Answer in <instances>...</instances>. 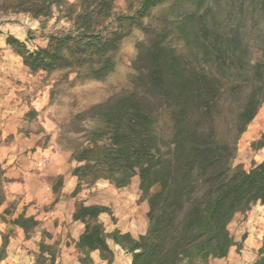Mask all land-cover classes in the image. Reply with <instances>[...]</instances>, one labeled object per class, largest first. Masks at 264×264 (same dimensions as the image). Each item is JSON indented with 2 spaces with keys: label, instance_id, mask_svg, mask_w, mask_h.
<instances>
[{
  "label": "trees",
  "instance_id": "1",
  "mask_svg": "<svg viewBox=\"0 0 264 264\" xmlns=\"http://www.w3.org/2000/svg\"><path fill=\"white\" fill-rule=\"evenodd\" d=\"M120 1L0 0V12L29 16L47 41L32 47L30 38L6 39L32 75L62 72L64 79L103 82L133 29L146 36L136 45L132 89L92 108L98 124L73 150L72 195L100 181L122 190L137 178L140 201L148 203L147 231L138 238L108 233L100 218L106 214L115 224L112 210L77 201L72 218L84 226L74 245L78 261L113 264L111 243L131 255L130 264H213L241 247L230 231L236 215L264 206V160L248 171L234 164L239 139L264 105V0H124L125 9ZM185 1L190 7L182 9ZM170 2L173 12L158 29L154 13ZM54 19L68 28L45 34ZM226 106L234 114L232 142L219 137ZM252 147L264 149V135ZM7 182L0 163V206ZM8 215L9 208L0 219L27 240L40 227L25 213ZM13 229L2 236L0 264ZM45 238L52 237L43 232L35 264H63ZM253 264H264L263 250Z\"/></svg>",
  "mask_w": 264,
  "mask_h": 264
},
{
  "label": "crops",
  "instance_id": "2",
  "mask_svg": "<svg viewBox=\"0 0 264 264\" xmlns=\"http://www.w3.org/2000/svg\"><path fill=\"white\" fill-rule=\"evenodd\" d=\"M8 35H13L22 42H27L29 38L25 31L10 30L4 34L0 33V56L2 53L6 54V57L0 58V163L4 178L8 180L4 184L5 202L0 206V216L9 208L11 215L6 216L7 220L16 218L21 213H25L27 217H35L40 222L42 232L46 231L52 237L48 244L60 242L59 247L62 250L59 262L80 264L75 256V261L69 260L72 259L69 254L77 252L74 245L84 230L81 223L73 221L75 203L82 201L88 206H107L119 219L122 210H119L117 201H100V197L106 196L108 191H124L127 196L134 187L135 193L119 203L126 207L124 214L130 216L128 223L120 218L118 223L109 228L106 224L109 216L104 214L100 219L105 223L108 233L118 229L122 233H130L134 238L145 234L148 227V203L143 202L142 205L140 228L134 213H129L133 205L140 200L137 178L128 188L122 190H117L106 181H100L93 187H84L73 197L77 178L72 175V170L78 165L73 160V150L80 140L72 141L71 147L58 140L55 125L56 118L61 116V113L52 103L51 87L36 84V75L30 74L22 59L6 44ZM53 130L56 132H52ZM59 179H62L61 186L58 185ZM12 205L14 210H11ZM231 227L235 229L234 232L231 231L235 242L241 247H233L227 258L214 260L213 264H246V260L247 264H253L259 251H264V206L255 205L247 216L236 215L230 229ZM6 229L13 228L0 219V247ZM13 230L15 236L10 237L5 260L13 259L16 252V258H20L26 248L38 253L39 249L34 241L38 242L40 237L27 240L22 229ZM68 242L73 243L69 249ZM110 245L115 253L113 264L122 262L123 257L127 258L128 264L131 263L130 254L119 246L111 243ZM92 258L96 263L101 262L98 252H94Z\"/></svg>",
  "mask_w": 264,
  "mask_h": 264
},
{
  "label": "rangeland",
  "instance_id": "3",
  "mask_svg": "<svg viewBox=\"0 0 264 264\" xmlns=\"http://www.w3.org/2000/svg\"><path fill=\"white\" fill-rule=\"evenodd\" d=\"M119 5L121 9H125L124 0H121ZM173 7V2H170L156 10L154 13L153 25L158 29H162L165 25L163 17L169 16L173 12ZM186 7L189 8L190 3L186 1L182 2L181 8L184 9ZM61 28H68V25L64 22L56 23L54 19L48 23L47 29L44 33H53ZM0 30L1 34L9 32L10 30L25 31L31 39L32 47L44 46V43L47 42L45 38L41 37L42 31L38 22L25 14L0 12ZM145 39L146 36L142 31L137 28L133 29L132 34L124 41L121 51L118 54V65L116 70L103 82L74 79L73 76H70L68 79H64V73L62 72H55L50 75L40 73L35 76L37 85L41 87H51L52 103L56 106V108H58V110H60L61 113V116L56 118L57 123L55 125V130H57L58 140L63 145L71 147L72 141L81 140L85 136L86 131H89L97 126L98 120L94 118L95 114L92 109L94 106L104 104L111 98L117 97L132 89L130 78L136 74V71L133 69V63L138 56V49L136 45L143 42ZM171 44L180 52L184 54L187 53V48L181 40L172 39ZM1 56L6 57V54L2 53ZM218 125L220 139L222 141L232 142L234 135V114L229 109V106H226V110H224L223 114L219 117ZM52 132L56 131L53 130ZM262 135H264V105L262 106L255 121L248 127L247 132L241 136L237 143V156L234 161L235 165L240 164L248 171L254 165L259 164L264 160V149L255 150L252 147V144L258 141ZM134 190V187L130 189L127 196L124 194V191H118L119 193L116 191H108L106 196L100 197V201H117L116 203H118L119 210H122L121 215H119V219L122 218L123 222L128 223L130 221V216L124 214L126 207L125 205L123 206L119 203H122L124 198L132 196L135 193ZM125 193L127 192L125 191ZM142 205L143 201L139 200L133 205L129 212L134 213L137 220H139V223H137L139 228L141 227L140 219H142L141 217L143 216ZM121 206H123V208ZM12 209L14 210V205H12L11 210ZM132 210L135 211L133 212ZM13 212L14 211H12V213ZM114 218L116 220L115 224L118 223L119 219L115 216ZM245 220L246 217L244 218V221ZM106 224L109 228H111V225L114 223L109 217ZM9 230L11 229H6L5 233ZM230 231L234 232L235 229L231 227ZM12 232L13 233L11 235L15 236L14 230ZM43 232L41 227H39L32 233L31 237H40L38 242L34 241L35 245L38 246L43 239ZM44 240L46 243H49L50 241L49 238H45ZM73 243L68 242L67 248L69 249ZM55 244L60 257L62 250L59 247L60 242L57 241ZM37 254L38 253L34 252L32 249L26 248L24 254L21 257L19 256L20 258H16V252L13 259L5 260V262H2L1 264H35ZM69 255L72 259H68L73 261H75V257L78 258L79 256L77 252L70 253ZM245 262L246 264L248 263L247 260ZM119 264H128L127 258L123 257L122 262Z\"/></svg>",
  "mask_w": 264,
  "mask_h": 264
}]
</instances>
